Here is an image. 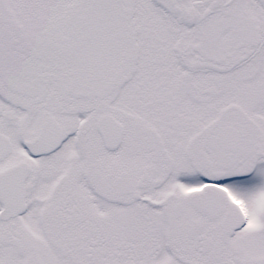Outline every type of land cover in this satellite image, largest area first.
Segmentation results:
<instances>
[{
	"label": "snow or ice",
	"instance_id": "1",
	"mask_svg": "<svg viewBox=\"0 0 264 264\" xmlns=\"http://www.w3.org/2000/svg\"><path fill=\"white\" fill-rule=\"evenodd\" d=\"M0 264H264V0H0Z\"/></svg>",
	"mask_w": 264,
	"mask_h": 264
}]
</instances>
